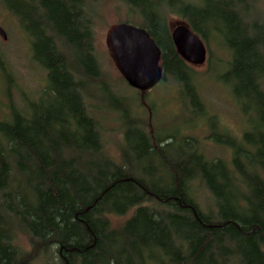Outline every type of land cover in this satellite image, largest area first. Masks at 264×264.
<instances>
[{"label": "trees", "instance_id": "16d2710c", "mask_svg": "<svg viewBox=\"0 0 264 264\" xmlns=\"http://www.w3.org/2000/svg\"><path fill=\"white\" fill-rule=\"evenodd\" d=\"M99 1L0 0L46 80L41 102L0 118V264H264V2L118 0L122 22L160 50L151 89L171 81L190 114L194 127L175 136L148 127L141 91L126 83L129 99L122 75L101 69ZM167 13L218 47L208 66L222 64L216 77L245 121L239 137L208 115ZM126 111L133 120H122ZM204 120L211 134L200 139L193 130ZM204 138L228 156H206Z\"/></svg>", "mask_w": 264, "mask_h": 264}, {"label": "rangeland", "instance_id": "374dc122", "mask_svg": "<svg viewBox=\"0 0 264 264\" xmlns=\"http://www.w3.org/2000/svg\"><path fill=\"white\" fill-rule=\"evenodd\" d=\"M121 5L118 0H100L94 24V43L102 62L101 69L110 78H117L121 74L109 43L112 27L125 20ZM166 19L169 29L178 23H184L179 17L170 13H167ZM0 26L6 34L5 39L0 36V118H6L12 108L22 107L21 105L25 101H27L26 105L32 102H41V92L44 90L46 80L45 72L31 56L30 45L24 29L19 26L17 19L12 17V14H9L8 10L2 6H0ZM210 50L219 55L218 47L211 44L208 48L206 47L204 62L193 65L197 73V88L205 102L208 115L214 117L216 127L219 130L224 129L232 137H239L245 121H242L227 87L216 77L222 72V64H218L219 66L215 69L208 66ZM222 55L227 57V55ZM119 88L123 92L119 91L129 99L134 95V90L126 82H119ZM175 90V85L171 81H162L157 87L141 91L134 96L140 101V117L147 121L148 127H154L158 134L178 136L180 133H186L190 127H194V125L190 126L186 123L190 114H187L185 109L182 110L179 102H176ZM124 118L126 122L133 120L128 111L122 113V120ZM192 119L194 121L196 118L194 119L192 115ZM203 123L204 126L197 125L193 130V133L200 139L206 134H211L210 130L212 129L209 122L204 120ZM112 126L115 128V123H112ZM111 132L112 136L116 138L115 140L119 141L121 133L116 129H112ZM204 140L206 139L204 138ZM106 141L111 144L114 142L110 138L108 140L106 138ZM206 142L208 144H202L206 156H222L223 158L228 156L226 151L222 153L210 146L208 140ZM127 214L113 217V223H119Z\"/></svg>", "mask_w": 264, "mask_h": 264}, {"label": "water", "instance_id": "95a60500", "mask_svg": "<svg viewBox=\"0 0 264 264\" xmlns=\"http://www.w3.org/2000/svg\"><path fill=\"white\" fill-rule=\"evenodd\" d=\"M169 32L175 50L184 60L191 64L204 62V42L185 23L174 25ZM0 36L6 38L1 26ZM109 43L116 65L130 87L146 91L159 82L160 50L144 28L120 22L112 27Z\"/></svg>", "mask_w": 264, "mask_h": 264}]
</instances>
